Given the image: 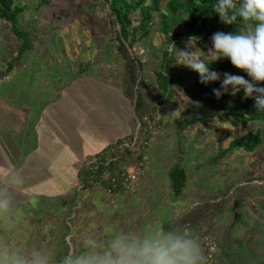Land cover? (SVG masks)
<instances>
[{
  "label": "rangeland",
  "instance_id": "obj_1",
  "mask_svg": "<svg viewBox=\"0 0 264 264\" xmlns=\"http://www.w3.org/2000/svg\"><path fill=\"white\" fill-rule=\"evenodd\" d=\"M15 2L25 9L17 25L28 34L23 40L12 24L0 17V72L7 73L0 78V91L31 87L27 75L39 79L31 90L41 95L59 97L83 79L92 89L93 100L98 99L100 81L120 91L131 90L128 103L116 100L112 108L116 115L123 113L122 118L131 110L129 125L134 126V132L112 144L137 140L146 145L142 151L133 149L129 161L134 169L135 157L143 152L144 172L136 188L119 195L108 194L98 184L85 188L89 192L77 191L69 173L63 180L67 195L56 197H45L39 191L31 195L17 184L27 181L21 175L5 179L6 185L0 179V254L19 255L26 264L36 258L60 264L69 251L83 250L88 236L105 241L112 229L140 232L151 224L197 239L204 264H264V120L245 127L215 116L228 101L208 97L199 73H188L187 65L178 58L170 99L167 105L162 104L165 95L156 72L161 69L165 49L174 43L180 51L196 50L195 55L206 57L213 47L212 37L203 43L192 40V46L190 39L180 38L178 44L169 46L155 25L134 48L128 47L131 55L144 63L131 84L119 49L118 26L112 25L104 0ZM25 41L28 44L19 56ZM13 59L14 68L23 71H17L10 81L12 71L6 70ZM139 95L143 104L137 109ZM98 108L110 110V105L99 102ZM259 129L263 143L255 151L224 154L232 139ZM25 158L26 154L23 163ZM176 166L187 172L180 195L171 177ZM84 175L83 170L81 184Z\"/></svg>",
  "mask_w": 264,
  "mask_h": 264
},
{
  "label": "crops",
  "instance_id": "obj_2",
  "mask_svg": "<svg viewBox=\"0 0 264 264\" xmlns=\"http://www.w3.org/2000/svg\"><path fill=\"white\" fill-rule=\"evenodd\" d=\"M17 71L22 72L23 68H14L10 81ZM25 80L36 88L34 84L39 79L27 75ZM84 81L79 86H76L79 81L73 83L59 97L38 94L29 84L18 91H0V179L3 185H6L5 179L16 174L27 180L17 184L31 191V195L39 191L45 197L63 196L67 195L63 180L69 173L72 188L78 191L86 160L133 134L134 126L129 125L131 110L127 109L122 118L123 113L116 115L112 108L116 100L129 102L126 90L120 91L111 86L113 84L109 86L100 81L102 87L96 91L98 99L93 100L90 98L92 89L85 86ZM39 100H44L45 104H38ZM99 102L110 105V110L98 108Z\"/></svg>",
  "mask_w": 264,
  "mask_h": 264
},
{
  "label": "clouds",
  "instance_id": "obj_3",
  "mask_svg": "<svg viewBox=\"0 0 264 264\" xmlns=\"http://www.w3.org/2000/svg\"><path fill=\"white\" fill-rule=\"evenodd\" d=\"M214 11L223 23L238 25V30L214 33L213 47L206 57L195 55L196 50L180 51L173 43L176 58L199 73L201 83L219 81L220 88L213 89L218 98L229 90L232 95L243 90L245 97L255 99L256 109L264 111V87L257 86L264 82V0H216ZM190 40L192 46L193 38ZM220 58L230 59L256 83L230 73H224L221 80V74L209 67ZM204 260L199 241L194 237L149 224L140 232L112 229L105 241L88 236L83 250L69 251L60 264H204ZM0 264H26V261L16 254H0ZM32 264H47V260L36 258Z\"/></svg>",
  "mask_w": 264,
  "mask_h": 264
},
{
  "label": "trees",
  "instance_id": "obj_4",
  "mask_svg": "<svg viewBox=\"0 0 264 264\" xmlns=\"http://www.w3.org/2000/svg\"><path fill=\"white\" fill-rule=\"evenodd\" d=\"M47 1V0H45ZM108 4L111 11V23L118 26L116 32L117 39L120 41L119 49L124 60L127 62L129 72V82H136L139 68H144V63L139 57H133L128 47L134 48L135 45L152 32V28L156 25L158 30L164 35L166 42L170 46L171 43L180 42V38L199 40L200 43L205 42L218 31L225 33H235L238 25H228L221 21L218 13L214 11L216 0H167L163 5V0H104ZM15 0H0V17L13 26L14 32L24 40L27 37V31L18 27L19 15L24 12V7L17 6ZM27 41L23 42L19 56H22L23 50L27 46ZM176 45V44H175ZM177 47V46H176ZM140 60H139V59ZM176 51L174 46L167 47L161 63V69L156 72L160 90L164 93L165 99L162 104L167 105L174 77V69L176 63ZM16 59H13L7 67V72H11L15 67ZM210 69L221 74V80L224 73L243 76L245 79L251 80L247 72L235 67L230 59L220 58L209 65ZM188 73H197L189 66H186ZM7 73L0 72V78ZM208 97L218 98L213 89L220 88V82L203 84ZM264 87V82L257 84ZM169 91V93H168ZM129 97L133 96L131 90H126ZM219 98L228 101V104L219 107L217 114L222 119L228 118L234 124L247 126L252 121L264 120V111L256 109L254 98L245 97L244 91L236 95L228 93L223 94ZM137 101V109L141 104L139 95ZM143 104V102H142ZM141 104V106H142ZM139 106V107H138ZM161 113L162 106L160 107ZM187 124H190V120ZM263 143V135L261 130L249 131L240 137L231 140L229 146L224 149V154H228L233 150L255 151ZM132 149H128L122 155V160L130 157ZM139 153L138 159L143 161L144 154ZM174 181V189L177 195H180L187 183V172L184 167L176 166L171 172ZM93 184L84 182V188L92 187Z\"/></svg>",
  "mask_w": 264,
  "mask_h": 264
},
{
  "label": "built area",
  "instance_id": "obj_5",
  "mask_svg": "<svg viewBox=\"0 0 264 264\" xmlns=\"http://www.w3.org/2000/svg\"><path fill=\"white\" fill-rule=\"evenodd\" d=\"M145 145L138 144L137 140L131 144H112L98 154L90 156L84 164L85 175L80 190L84 191L85 180L93 185L98 184L108 194L134 190L144 172V162L138 159V153L134 159L136 164L132 169L133 167L129 164V161L134 156L133 151L127 159L122 160L121 158L128 149H140ZM142 150L143 148H141Z\"/></svg>",
  "mask_w": 264,
  "mask_h": 264
}]
</instances>
